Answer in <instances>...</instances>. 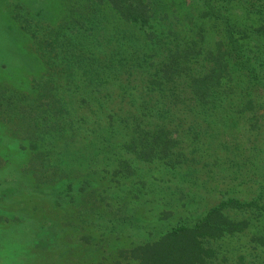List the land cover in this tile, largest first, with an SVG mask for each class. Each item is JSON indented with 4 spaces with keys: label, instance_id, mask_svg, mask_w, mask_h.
Returning a JSON list of instances; mask_svg holds the SVG:
<instances>
[{
    "label": "rangeland",
    "instance_id": "rangeland-1",
    "mask_svg": "<svg viewBox=\"0 0 264 264\" xmlns=\"http://www.w3.org/2000/svg\"><path fill=\"white\" fill-rule=\"evenodd\" d=\"M143 1L152 14L149 31L159 37L171 30L187 42L195 40L203 52L214 50L211 36L218 38L222 23L231 22V0ZM107 9L105 0H0V264H137L119 252L152 239L155 229H167L176 219L172 214L155 221L154 206L145 203L151 193L130 192L142 179L151 177L150 171L155 173L154 165L148 170L140 167L139 158L125 147L137 137L131 132L130 120L120 121V131L115 134L121 138L117 150H107L101 143L105 132L108 137V129L89 92L99 87L105 94L108 85L102 82L115 79L111 66L118 64L119 56L112 45L105 46L102 35L116 22L106 16ZM255 19L253 22L260 20ZM129 27L128 33H134L136 27ZM252 45L264 47L259 41ZM89 52L99 63L97 80L94 74L88 80L80 73L87 61L76 56L87 57ZM150 60L143 64L146 70L151 68L146 66ZM198 61L192 71L199 72L203 66ZM129 66L127 71L120 66L118 74L130 75L134 67ZM228 69L230 81L211 96L221 108L215 117L209 120L208 110L196 113L191 105L192 114L203 115L210 128L172 132L188 150V159L170 171L169 181L176 173L186 182H179L176 191L199 199L201 193L208 203L234 197L264 204V119L259 113L253 119L239 114L250 97L252 82L240 65L233 62ZM259 73L264 81V72ZM157 75L152 79H158ZM180 88L161 90L168 94L165 97L147 90L145 105L156 112L170 101L181 103L185 93ZM140 90L138 98L145 89ZM11 92L16 94L14 101ZM120 98L118 114L123 117V111L131 112L132 105L128 97L122 95L117 101ZM57 103L61 105L58 114L53 111ZM73 103L79 106L75 114ZM138 113L140 109L133 117L153 123L151 113ZM58 119L67 126H52ZM190 141L196 145L192 147ZM127 172H133L132 176ZM195 202L189 207L193 212ZM225 211L231 217L246 218L249 224L236 238L205 243L214 249L212 264L261 263L264 246L257 240L249 247L245 243L250 237H264V214L253 208Z\"/></svg>",
    "mask_w": 264,
    "mask_h": 264
},
{
    "label": "trees",
    "instance_id": "trees-1",
    "mask_svg": "<svg viewBox=\"0 0 264 264\" xmlns=\"http://www.w3.org/2000/svg\"><path fill=\"white\" fill-rule=\"evenodd\" d=\"M105 1L108 6L106 16L109 20L112 19L116 22L115 27L108 26L105 29L106 35L105 33L102 34L105 38L102 37L107 41L105 46L109 48L112 45V50H115V54L119 57L116 58L118 64L111 66V72L114 73L115 79L102 82L108 85L105 88L106 93L101 94L99 87H95L92 92H89L90 97L93 95L91 98H94L96 107L100 108V120L103 121V127L108 129V137L105 132V137L101 139L103 141L101 143L102 145L105 144L104 147L107 150H117V142L121 140L115 135L120 131L118 126L120 121L127 122L129 119L134 128L131 129V132H136L137 137L128 140L125 147L139 158L137 162L140 163V167H146L148 170L154 165L155 169L154 174L149 170L151 177H148V180L142 179L140 185H137L138 187L130 188V192L144 196L151 193L152 197L147 199L145 203L154 206L153 218L155 221L162 220L166 216L169 219L172 214L176 217L167 229H155V236L152 239L144 240L128 249L121 250L119 256L137 264H212L215 252L205 243L231 238L232 236L236 238L249 224L246 218L231 217L230 214H226L225 210L253 208L264 214V204H258L254 199L239 201L234 197H228L214 203L209 201L208 203L201 199L203 197V194L200 195L201 193L197 194L202 196L199 199L197 196L194 198L193 194L176 191L179 188V182L181 184L186 182L180 181L181 178L176 173H173L172 178L170 177L173 179L171 181H169L168 176L170 171L181 166L182 160L188 159V150L182 147L179 144V139L171 136V134L173 131L178 132V130H180L179 132H194L195 130H202L203 126L208 128L210 123L207 119L211 120L221 110L218 108V103L212 102L211 96L230 81L228 67L233 62L243 68L252 82L250 97L239 110V114L247 115L253 119V116L259 113L260 119H264V81L259 77V70L264 72V47L252 45L254 41H259L262 45L264 43V0H231V22L222 23L223 27L218 38L213 37L214 34L211 36L214 50L209 49L204 52L199 50L195 40L187 42L171 30L159 34V37L151 30L149 31L152 14L149 13L150 8L146 1ZM218 9L219 7H216L215 10ZM99 15L103 20V15ZM255 17L261 21L253 22L256 20ZM128 24L136 27L134 31L136 34L128 33L130 30ZM101 26L103 27L102 24ZM7 27L16 29L12 25ZM184 27L186 28V26ZM100 31L104 32L103 30ZM95 36L94 33L90 42L95 43ZM79 39L81 40L80 37ZM199 40L202 39L199 37ZM222 47L224 48L221 49ZM149 57L151 60L146 66H151V68L148 67L149 70H146L143 64ZM76 58L87 61L81 66L82 72L80 73L88 80L94 74L95 80H97L100 71L99 63L94 54L91 53L87 57L77 55ZM106 59L110 61L109 56ZM197 59L200 60L198 62L203 63L199 72H196V69L192 71V66L197 63ZM130 64L132 66L129 67H134L130 75H125L123 72L118 74L121 67L127 71ZM155 73L158 74V79H152L153 76L155 77ZM140 74L142 75L140 76ZM149 84L154 85L150 86ZM177 87H181L179 92L184 91L183 98L186 99L187 97L188 101L185 99L181 100V103L170 101L165 106L161 105L156 112L150 111V106L145 105L143 99L146 98L147 90L154 91L156 97H165L168 94L161 90L167 88V92H171V89ZM139 88L145 89L140 98H138ZM141 90L140 92H142ZM175 91L172 92L171 96ZM136 92L137 98H135ZM15 95L11 92L13 101ZM122 95L128 97V102L132 105L131 112L123 111V117L118 114L121 111V107L118 105L121 98L117 101ZM80 98L83 99L81 94ZM82 99L79 101L83 102ZM190 101L195 103L192 104ZM56 105L57 108L54 106L53 111L58 114L57 110L61 109V105L60 103ZM191 105H195L196 113L208 110L205 112L208 118L204 119L203 115L198 117L192 114L194 108ZM78 108L79 106L73 103L72 113L74 111L75 114V110ZM139 109L140 113L138 114L142 116L151 113L152 118L149 119L150 122L153 120L151 125H148L147 122L142 123L140 119L136 118V115H132ZM142 110L147 111V113H143ZM31 111L34 114V111ZM37 116L35 115L36 118H38ZM60 124L67 126L66 121L61 122L59 119L52 126ZM189 144L192 147L196 145L192 141ZM213 146H210L211 151L214 150ZM95 149L99 150L98 144ZM127 174L132 176L130 174L133 172H127ZM136 198L139 199L137 196ZM189 199L190 202H187ZM192 202L196 203L194 212L189 209L192 207ZM176 209L179 211L174 213ZM189 217L193 218L188 220ZM258 238L250 237L245 245L249 247L252 242L257 240L264 246V237ZM247 246L241 247L247 248ZM259 264H264V260Z\"/></svg>",
    "mask_w": 264,
    "mask_h": 264
}]
</instances>
